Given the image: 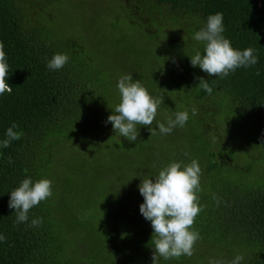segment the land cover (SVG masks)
<instances>
[{"label":"trees","instance_id":"16d2710c","mask_svg":"<svg viewBox=\"0 0 264 264\" xmlns=\"http://www.w3.org/2000/svg\"><path fill=\"white\" fill-rule=\"evenodd\" d=\"M63 1L0 0V42L13 89L0 96V141L13 123L22 133L8 148L0 146V234L6 237L0 264H153V229L140 214L138 186L172 162L193 159L202 170L203 211L193 225L201 239L191 258L160 264L210 258L227 264L236 255L244 257L241 264H264V0ZM106 7L113 16L97 35L89 29L102 22L97 11ZM218 12L232 47L254 48L258 56L255 66L224 79L190 63L204 51L194 33ZM55 54L69 60L50 71L46 64ZM106 70L113 78L96 87ZM126 74L151 96L164 97L153 129L185 110L186 125L168 135L138 125L142 138L130 151L107 144L119 135L106 122L120 100L116 83ZM197 77L208 80L211 95ZM26 178L51 180L53 195L16 224L10 192ZM37 218L42 224L30 227Z\"/></svg>","mask_w":264,"mask_h":264},{"label":"clouds","instance_id":"9594fccd","mask_svg":"<svg viewBox=\"0 0 264 264\" xmlns=\"http://www.w3.org/2000/svg\"><path fill=\"white\" fill-rule=\"evenodd\" d=\"M225 31L223 14L216 13L207 17L204 27L193 35V40L204 45L203 54L196 51L190 58L192 67H198L208 77L226 78L238 68H249L258 63L256 49L246 48L243 51L232 47L231 41L224 37ZM69 57L66 54H55L47 61L46 67L50 71L61 70ZM9 65L4 51V44L0 42V96L11 94L12 87L7 83ZM259 76L260 72L257 71ZM198 87L211 95L213 88L208 80L197 77ZM215 81H213L214 83ZM120 100L115 106L112 115L108 116L106 123H111L115 134L135 142L139 136V126L148 127L151 135L158 133L168 135L176 128H183L188 119L189 112L178 111L174 118H167L165 123L158 122L156 129L151 126L158 114L159 106L164 102L163 96L153 97L139 80H133L131 74L122 75L116 85ZM193 116L198 110L191 109ZM18 125L13 123L6 130V139L0 141V146L8 148L12 141L21 139L22 133L14 131ZM187 155V153H185ZM9 157V163H11ZM202 170L197 160L193 159L189 164L172 162L163 167L158 175L152 178L141 179L139 193L144 202L140 205V214L149 221L153 229L151 243L152 262L160 264L161 258L165 261L179 260L182 256L191 258L194 255L195 245L201 239L200 233L193 230L195 218L203 211L199 204L197 193L200 188ZM53 195L52 181L40 179L33 182L26 178L21 181L19 187L10 192L8 207L14 209L16 224L28 221L29 211L38 206L42 201ZM213 199L219 204V199L213 195ZM42 219L31 221L30 227H39ZM6 237L0 234V242H5ZM244 257L236 255L227 264H241ZM208 264H226L221 259H209Z\"/></svg>","mask_w":264,"mask_h":264},{"label":"rangeland","instance_id":"374dc122","mask_svg":"<svg viewBox=\"0 0 264 264\" xmlns=\"http://www.w3.org/2000/svg\"><path fill=\"white\" fill-rule=\"evenodd\" d=\"M75 2H80V1H94V4H96L98 1H101V0H73ZM102 4H105L106 2L108 3H114V1L112 0H102L101 1ZM66 3V0L63 1V4L65 5ZM114 9V7H113ZM64 10V9H63ZM115 10V9H114ZM98 14H101V17H102V22L95 25V26H92L89 30H92L94 31V33H96L97 35H100L102 34L105 30L107 31L106 29V23H107V19L109 18V15L113 16L112 14V9L110 7H106L104 12L102 13L101 11H97ZM118 15V14H117ZM60 16V15H59ZM106 18V19H105ZM118 18H121L120 16ZM117 19V18H116ZM120 20V19H118ZM83 23V21L79 20L78 22V26H80L81 24ZM102 24H104V26H102ZM88 30V31H89ZM105 58V57H104ZM110 70H106L102 76V81L96 85V87H100L101 89H104L105 88V85L107 84V82H109L113 77H111V74H110ZM99 82V81H98ZM117 84V83H116ZM100 85V86H99ZM95 87V86H94ZM93 87V89H94ZM109 95L106 94V96ZM113 107V106H112ZM216 126V129L217 130H221L222 128H220L219 126L215 125ZM225 128H227L229 130V127L225 125ZM239 130V129H238ZM111 134V133H109ZM142 136H138L137 140L135 142H130L128 141L127 139L121 137V136H117V139H115V141H112V142H108L107 144H111V143H114L116 146H118V148L122 151H130V150H134V147L138 148V145H139V142L141 140ZM211 141H214L216 139V136L215 135H212L210 137ZM218 138V137H217ZM236 142V141H235ZM105 145H102V148H105L104 147ZM238 150V149H237ZM168 155H170V153H168ZM255 183H258L257 180L254 181Z\"/></svg>","mask_w":264,"mask_h":264}]
</instances>
